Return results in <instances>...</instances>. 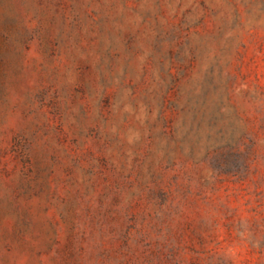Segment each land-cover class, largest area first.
<instances>
[{
	"label": "rangeland",
	"instance_id": "obj_1",
	"mask_svg": "<svg viewBox=\"0 0 264 264\" xmlns=\"http://www.w3.org/2000/svg\"><path fill=\"white\" fill-rule=\"evenodd\" d=\"M0 264H264V0H0Z\"/></svg>",
	"mask_w": 264,
	"mask_h": 264
}]
</instances>
